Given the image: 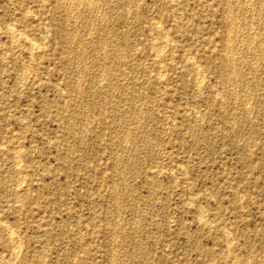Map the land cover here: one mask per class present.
Listing matches in <instances>:
<instances>
[{"label": "rangeland", "instance_id": "obj_1", "mask_svg": "<svg viewBox=\"0 0 264 264\" xmlns=\"http://www.w3.org/2000/svg\"><path fill=\"white\" fill-rule=\"evenodd\" d=\"M0 29V264H264V0H0Z\"/></svg>", "mask_w": 264, "mask_h": 264}, {"label": "bare ground", "instance_id": "obj_2", "mask_svg": "<svg viewBox=\"0 0 264 264\" xmlns=\"http://www.w3.org/2000/svg\"><path fill=\"white\" fill-rule=\"evenodd\" d=\"M80 1V0H79ZM91 1V0H90ZM174 1V0H173ZM257 1V0H256ZM261 2V1H260ZM74 4V3H73ZM88 5H90V4H88ZM95 7V6H94ZM99 8V7H98ZM98 10V9H97ZM253 10H254V8H253ZM30 12H31V10H30ZM230 12V11H229ZM27 14V13H26ZM105 14V13H104ZM127 14V13H126ZM63 15V14H62ZM232 15V14H231ZM261 15V14H260ZM113 16V15H112ZM111 16V17H112ZM105 17V16H104ZM261 17V16H260ZM91 18V17H90ZM94 18V17H93ZM113 18V17H112ZM242 18H244V17H242ZM227 19V18H226ZM95 20V19H94ZM101 21V20H100ZM69 22V21H68ZM86 22V21H85ZM227 22V21H226ZM237 22V21H236ZM108 23V22H107ZM67 24V23H66ZM11 28V27H10ZM89 28V27H88ZM2 29V28H1ZM0 29V30H1ZM15 29V28H14ZM92 29V28H91ZM89 30V29H88ZM230 30V29H229ZM13 32V31H12ZM11 32V33H12ZM21 32V31H20ZM14 33V32H13ZM18 33H17V31H16V35H17ZM105 34V33H104ZM229 34V33H228ZM19 35V34H18ZM26 35V34H25ZM24 35V36H25ZM238 35V34H237ZM13 36V35H12ZM255 36V35H254ZM47 37V36H46ZM116 37V36H115ZM229 37H231V36H229ZM228 37V38H229ZM234 37V36H233ZM19 38V37H18ZM25 38H27V37H25ZM108 38V37H107ZM167 38V37H166ZM23 39H24V37H23ZM73 39V38H72ZM155 39V38H154ZM32 40V39H31ZM30 40V41H31ZM18 41V40H17ZM29 41V42H30ZM165 41H167V40H165ZM13 42V41H12ZM163 42V41H162ZM31 43H33V41H31ZM34 43H35V41H34ZM160 43V42H159ZM229 43V42H228ZM38 44V43H37ZM158 44V43H157ZM165 43H163V45H164ZM32 45H34V44H32ZM39 45V44H38ZM35 46H36V44H35ZM110 46V45H109ZM161 46H162V44H161ZM260 46V45H259ZM32 47V46H31ZM163 47V46H162ZM33 48V47H32ZM40 48V47H39ZM158 48H159V51L161 50L160 49V47H159V45H158ZM158 48H156L157 50H158ZM34 49V48H33ZM260 49V48H259ZM157 50H156V53H157ZM234 50V49H233ZM228 52H229V50H228ZM228 52H226L227 54H229ZM159 53V52H158ZM262 53V52H261ZM31 54V56H32V53H30ZM105 54V53H104ZM258 54V53H257ZM256 54V55H257ZM232 55V54H231ZM234 57V56H233ZM232 57V58H233ZM6 58V57H5ZM105 58V57H104ZM230 59V58H229ZM118 60V59H117ZM105 62V61H104ZM101 63V62H100ZM118 63V62H117ZM29 67V66H28ZM78 67V66H77ZM108 67V66H107ZM164 71V70H163ZM193 71V70H192ZM161 72V71H160ZM190 73V72H189ZM163 74H165V73H163ZM105 74L103 73V76H104ZM160 78V77H159ZM109 79V78H108ZM24 80V79H23ZM200 81V80H199ZM198 81V82H199ZM199 83H201V82H199ZM198 84V83H197ZM224 85V84H223ZM239 87V86H238ZM219 94V93H218ZM215 96V95H214ZM107 98V97H106ZM64 101H66V100H64ZM72 103V102H71ZM94 108V107H93ZM198 120V119H197ZM87 128V127H86ZM84 129V128H83ZM82 130V129H81ZM85 130V129H84ZM130 131V130H129ZM124 138V137H123ZM120 139V138H119ZM124 151V150H123ZM126 151V150H125ZM130 154V153H129ZM130 157V156H129ZM131 161V160H130ZM117 164V163H116ZM185 167V166H184ZM117 171V170H116ZM187 173V172H186ZM176 177V176H175ZM178 179V178H177ZM116 197V196H115ZM241 203V202H240ZM207 211V210H206ZM203 214H204V212H203ZM207 216V215H206ZM200 218V217H199ZM200 222V221H199ZM117 228V227H116ZM10 231V230H9ZM139 253H140V251H139ZM134 254V253H133ZM19 257V256H18ZM16 259V258H15ZM114 259V258H113ZM134 260V259H133ZM9 262V261H8ZM115 262V261H114ZM120 262V261H119Z\"/></svg>", "mask_w": 264, "mask_h": 264}]
</instances>
